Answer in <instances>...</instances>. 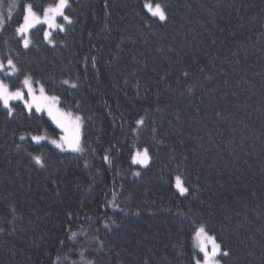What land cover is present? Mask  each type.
Here are the masks:
<instances>
[{
    "label": "trees",
    "instance_id": "1",
    "mask_svg": "<svg viewBox=\"0 0 264 264\" xmlns=\"http://www.w3.org/2000/svg\"><path fill=\"white\" fill-rule=\"evenodd\" d=\"M152 2L167 21L145 0H69L54 44L39 25L24 48L22 9L2 0L0 59L81 115L83 151L32 141L61 132L0 105V264H193L200 225L230 251L223 264H264V0Z\"/></svg>",
    "mask_w": 264,
    "mask_h": 264
},
{
    "label": "snow or ice",
    "instance_id": "2",
    "mask_svg": "<svg viewBox=\"0 0 264 264\" xmlns=\"http://www.w3.org/2000/svg\"><path fill=\"white\" fill-rule=\"evenodd\" d=\"M0 4H2V0H0ZM13 7L22 9L23 22L20 23L15 30L19 36L22 37L20 42H22L24 48H28L31 43L27 33L37 23L46 24L49 29L53 30L58 28L60 31L64 30V24L56 23L57 17L62 18L67 24L73 23L72 19L65 14V9L69 7V0H57L56 3L48 5L43 9V18H41V15L34 10L32 3L20 4L14 0ZM143 7L151 14L152 17H156L160 21H167L168 15L162 4L153 3L152 0H145ZM11 19L12 8L9 7L8 15L6 17H4L3 14H0V30H3L4 25ZM51 36L52 33L50 31L44 32V38L47 39L48 43L54 44V40ZM0 74H2L3 77H16L17 79L22 76V84L27 88V95L32 98L31 100L25 99V92L21 88H16L14 91L10 90L9 84L5 83L3 78H0V105L7 110L5 114L8 117H11L15 110L10 101H23L24 107L29 114L33 113L34 108L35 112H43L46 108L47 115L51 117L61 128L68 131L67 125H70L72 129L71 135L62 136L59 141L53 139L50 141L51 144L55 145L61 151H71L75 153L83 151L80 145V128L82 118L79 115L73 116L72 113L60 112L59 109L54 111L55 104L59 102L60 97H45L44 88L41 86L39 89L41 96L37 98L33 89L32 77L24 74L21 69L17 68L11 57L7 58V65H5L3 60H0ZM185 75H187V73H185ZM63 83L67 85L69 84V81L65 80ZM70 86L73 89L77 88V84L75 83H72ZM39 99L50 101V103H48L45 107H42L38 102ZM77 107L79 106L77 105ZM136 123L138 125H142L144 121L143 119H140L137 120ZM25 138V136L20 137L21 140H24ZM46 139L47 137L45 136H31V140L37 143ZM33 159L38 165L44 167V161L40 155L34 156ZM104 159L108 160V157L105 156ZM150 161L151 156L149 155V150L147 148H144L142 151L137 150L132 158V162L134 164H138L142 167H147ZM134 175L139 176L140 172L137 171ZM176 188L181 195L186 194L189 191V188L184 186V182L179 176L176 177ZM75 236L76 233H73V239ZM194 241V248L198 251L193 256V264H222L224 258L231 255L230 251L225 249L223 242L219 241L216 235L210 234V231L205 225H200L194 230ZM88 264H94V262L89 261Z\"/></svg>",
    "mask_w": 264,
    "mask_h": 264
},
{
    "label": "rangeland",
    "instance_id": "3",
    "mask_svg": "<svg viewBox=\"0 0 264 264\" xmlns=\"http://www.w3.org/2000/svg\"><path fill=\"white\" fill-rule=\"evenodd\" d=\"M54 4V3H53ZM37 12V11H36ZM38 13V12H37ZM38 14H40L41 15V18H43V16H42V13H38ZM56 23H58V24H60V23H62L61 22V20H60V17H57V20H56ZM63 24H64V28H65V23L63 22ZM39 25H45L46 27H47V25L46 24H43V23H37L33 28H35V27H37V26H39ZM33 28H31L30 29V31L33 29ZM58 29V28H57ZM56 30V29H55ZM30 31L27 33V35H28V37H29V39H30V36H29V33H30ZM46 31H50L51 33H53V29H49L48 27H47V30ZM51 38H52V36H51ZM31 40V39H30ZM31 44V43H30ZM30 46V45H29ZM1 60V59H0ZM5 65H7V63L5 64ZM6 70H7V68H6ZM0 78H3L2 77V74H0ZM4 79V78H3ZM5 80V79H4ZM33 81V80H32ZM5 83H8L7 81H5ZM9 84V83H8ZM9 87H10V90H12V91H14L16 88H12L11 87V85L9 84ZM40 85L39 86H37V85H35L34 84V82H33V89H34V91H35V95H36V97L37 98H39L40 96H41V93H40V91H39V89H40ZM19 88H21L22 90H24V92H25V99H28V100H31L32 98L30 97V96H28L27 95V88L23 85L22 87H19ZM44 88V87H43ZM44 96L45 97H51V96H56V95H53V94H49L45 89H44ZM16 101H19V100H16ZM11 102H13V101H10V103ZM23 102V101H22ZM38 102L41 104V106L42 107H45L48 103H50V101H47V100H44V99H39L38 100ZM56 109H59V111L60 112H64V113H72V115L73 116H76V115H79L80 117H81V115L80 114H77V113H75V112H73V111H69V110H66V109H64L62 106H61V104H60V100H59V102L58 103H56L55 104V108H54V111H56ZM33 110H35V108L33 109ZM39 113H42V114H45L52 122H53V124L60 130V132H61V134H60V136L58 137V138H51V137H48L47 135H39V136H45V137H47V139L46 140H44V141H48V142H50L51 140H53V139H55V140H57V141H59L60 140V138L62 137V136H69V135H71V131H72V129H71V126L70 125H67V127H68V131H65L64 130V128H61L51 117H49L48 115H47V111H46V108H45V111H43V112H39ZM82 118V117H81ZM82 131H83V119H82V124H81V128H80V134H81V139H80V145H81V148H82V135H83V133H82ZM41 142H43V141H41ZM51 143V142H50ZM55 146V145H54ZM56 147V146H55ZM59 149V148H58ZM137 150H140V151H142L143 149H139V148H136L135 149V151H134V154H133V156L135 155V153H136V151ZM133 158V157H132ZM150 164V163H149ZM148 164V165H149ZM136 165H138V164H136ZM140 166V165H139ZM177 176H179L180 178H181V180L184 182V180H183V178H182V176H180V175H177ZM176 176V177H177ZM184 186L185 187H187L186 185H185V183H184ZM175 188H176V178H175ZM177 189V188H176ZM178 190V189H177ZM194 243H195V241H194ZM223 264V263H222Z\"/></svg>",
    "mask_w": 264,
    "mask_h": 264
}]
</instances>
